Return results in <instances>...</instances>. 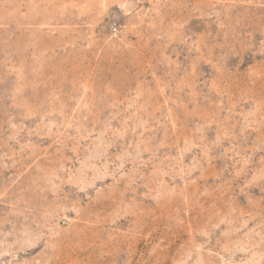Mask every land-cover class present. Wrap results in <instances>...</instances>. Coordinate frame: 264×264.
Here are the masks:
<instances>
[{
    "label": "rangeland",
    "instance_id": "1",
    "mask_svg": "<svg viewBox=\"0 0 264 264\" xmlns=\"http://www.w3.org/2000/svg\"><path fill=\"white\" fill-rule=\"evenodd\" d=\"M0 264H264V0H0Z\"/></svg>",
    "mask_w": 264,
    "mask_h": 264
}]
</instances>
